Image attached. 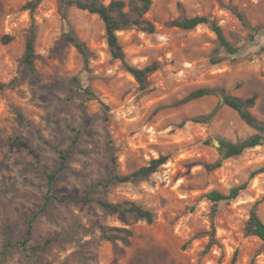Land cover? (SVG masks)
I'll use <instances>...</instances> for the list:
<instances>
[{
	"label": "rangeland",
	"instance_id": "374dc122",
	"mask_svg": "<svg viewBox=\"0 0 264 264\" xmlns=\"http://www.w3.org/2000/svg\"><path fill=\"white\" fill-rule=\"evenodd\" d=\"M26 1L0 0V264H264V244L244 234L251 209L264 221V172L251 176L264 166V144L214 168L219 140L240 142L256 131L224 104L208 122L189 120L210 112L216 95L179 102L198 87L242 99L254 94L250 110L264 122V0H152L145 14L152 33L117 31L129 63L159 64L143 89L111 56L97 14L58 0H42L30 14ZM194 15L216 19L239 51L212 63L217 41L207 25L183 30L170 24ZM32 29L36 57L29 70L21 59ZM67 34L85 44L86 66ZM4 35L12 39L4 43ZM74 75L94 96L74 89ZM15 135L40 153L47 171L59 165L52 146L70 152L50 191L66 201L45 204L46 176L12 142ZM159 155L168 160L148 176L110 179ZM242 183L237 197L215 207L206 197ZM99 199L134 201L154 219L129 217L124 224ZM29 222L30 245L52 239L30 256L16 244ZM101 225L131 229L130 244L106 240Z\"/></svg>",
	"mask_w": 264,
	"mask_h": 264
},
{
	"label": "trees",
	"instance_id": "16d2710c",
	"mask_svg": "<svg viewBox=\"0 0 264 264\" xmlns=\"http://www.w3.org/2000/svg\"><path fill=\"white\" fill-rule=\"evenodd\" d=\"M41 1L42 0H28L24 3L23 8L29 10L30 14H32ZM58 2L61 6L74 5L79 9L97 14L103 22L106 43L111 56L122 62L125 70L132 75L141 89L147 86L148 77L158 69L159 64L157 62H152L143 67H137L129 63L126 59L122 45L118 40L117 31L130 27H136L147 33H152L154 31V25L145 18V14L150 9L152 0H128V2L125 0H107V2L104 0H58ZM235 14L239 19H242V16L239 13L235 12ZM170 24L183 30L193 29L199 24L207 25L215 34L217 41V46L214 49L213 56L211 57L212 63H218L224 60L226 56L234 55L239 51V47L227 39L222 27L218 24L216 19L210 16L194 15L191 17H177L173 19ZM249 37L250 40L254 39V35L252 33L249 34ZM66 38L83 55L84 64L86 66L88 62V53L85 44L70 34H67ZM11 39V35H4L2 37V41L4 43ZM35 57L34 30L32 29L26 37L21 60L29 70H33ZM71 83L74 86V89L84 94L94 96L90 88L82 86L79 75H74L71 78ZM2 87L3 84L0 83V88ZM206 95H216L219 98V101L207 114L193 116L189 118V120L194 122H208L216 114L219 106L224 104L233 109L249 127L256 131V133L248 136L240 142L219 140V146L217 148L219 159L212 165V167H219L223 159L239 155L247 148L264 144V122L258 119L250 110L255 104L256 95L253 94L242 99L226 93L216 87H198L191 90L187 95L180 99L179 102L184 103ZM73 130L76 132L74 138V142H76L75 140L78 138V130ZM11 140L26 149L35 158L37 164L41 167L43 173L45 174L47 179V190L49 192L46 195L45 204H48L52 198L66 201L67 198H58L50 194V191L58 173L68 167L67 162L70 157V152L52 146L59 155V165L54 171H47L42 163L40 153L33 148L25 138L15 135L11 138ZM167 160V155H159L157 158L151 159L147 165L141 166L124 175L114 174L110 179L117 182H127L134 178L145 177L157 171L159 166L164 164ZM257 172H264V166L260 167L256 171H252L251 176ZM244 186L245 183L232 186L226 193L211 190L206 193V197L215 207L218 201L230 200L237 197L239 191L244 188ZM81 200L88 199L87 197H84ZM98 203L108 214L115 215L117 219L124 224L128 223L129 217L136 220H145L147 223H151L154 219V214L150 209L144 208L134 201L123 200L110 202L99 199ZM100 231L106 240L113 242L119 241L123 247L130 244V237L133 234L132 230L126 227L105 225L100 226ZM244 234L255 236L264 244V221L259 217L255 209H251L245 222ZM31 238L32 225L31 222H29L25 236L16 243L28 256L39 251H45L47 245L52 241L51 238H46L45 242L41 245H30L29 241ZM208 244H210V242ZM114 264H116V260L114 261Z\"/></svg>",
	"mask_w": 264,
	"mask_h": 264
},
{
	"label": "water",
	"instance_id": "95a60500",
	"mask_svg": "<svg viewBox=\"0 0 264 264\" xmlns=\"http://www.w3.org/2000/svg\"><path fill=\"white\" fill-rule=\"evenodd\" d=\"M215 143H217V141H215Z\"/></svg>",
	"mask_w": 264,
	"mask_h": 264
}]
</instances>
